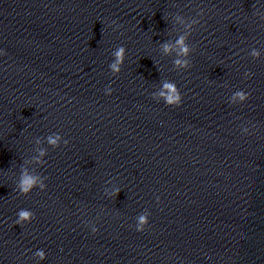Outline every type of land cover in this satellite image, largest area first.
I'll return each instance as SVG.
<instances>
[{
  "label": "clouds",
  "instance_id": "obj_1",
  "mask_svg": "<svg viewBox=\"0 0 264 264\" xmlns=\"http://www.w3.org/2000/svg\"><path fill=\"white\" fill-rule=\"evenodd\" d=\"M26 184L28 183H31V181H25ZM22 215H27L26 213L25 214H22Z\"/></svg>",
  "mask_w": 264,
  "mask_h": 264
}]
</instances>
